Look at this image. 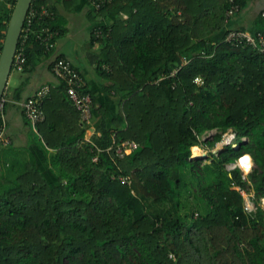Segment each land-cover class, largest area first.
<instances>
[{"label": "trees", "instance_id": "obj_1", "mask_svg": "<svg viewBox=\"0 0 264 264\" xmlns=\"http://www.w3.org/2000/svg\"><path fill=\"white\" fill-rule=\"evenodd\" d=\"M248 1L235 0L227 18L228 0H106L98 10L89 0H32L54 16L31 23L22 72L42 57L51 71L64 58L55 52L63 14L86 6L96 70L118 113L108 127L101 110L98 135L85 141L88 126L59 82L42 101L44 120L26 121V147L0 140V264H264V55L224 42L231 30L247 31L227 24ZM15 3L0 0V52ZM262 21L252 35H264ZM46 29L57 32L49 50ZM229 130L238 147L212 152ZM125 140L138 148L118 158L114 145ZM80 146L85 160L73 175L61 157ZM195 146L210 163L191 158ZM243 155L253 163L245 180L227 168ZM41 246L53 249L49 258Z\"/></svg>", "mask_w": 264, "mask_h": 264}, {"label": "crops", "instance_id": "obj_2", "mask_svg": "<svg viewBox=\"0 0 264 264\" xmlns=\"http://www.w3.org/2000/svg\"><path fill=\"white\" fill-rule=\"evenodd\" d=\"M247 3L248 4L246 7L238 15L232 18L227 25L230 28H245L248 32H250L254 28L257 19L261 18L263 20L261 26H263L264 29V0H249ZM87 9L88 8L86 6L81 5L78 9V12L63 14L67 22V32L74 28L75 22H77L79 19H82V21H80V23H83L82 27L84 24L86 26V29H84L82 32V34H84L83 37L69 42L64 39V34L56 41L55 46L56 56H62L70 61L72 65L83 75L87 83V88L92 97L95 99V109L93 111L91 127H89L88 131H86L88 135H84V140L86 141L91 140L94 135H98L97 127L99 126L101 120V110L104 113L103 117L108 127L113 126L112 122L118 113L117 98H115L113 94L105 93L104 86L106 85V81L99 76L96 70L97 55H93L92 53L93 51L97 53L100 46L94 41L91 43L90 33L94 25H96V22L90 23L87 20ZM85 35L87 36V41L85 39ZM78 44L81 45L84 50H80ZM87 66L93 68V76L88 72ZM14 72L15 74H13L12 77L9 76L5 90L8 95L6 97L7 102L4 111V134L9 139V141H13L15 145L24 146L25 142L27 146L28 143L26 139V133H28V127L25 125L27 119L23 113L22 104L41 87L49 86L54 88L59 82L47 68V60L43 57L39 59L36 67L31 72ZM97 77L101 79L98 81ZM22 82L25 83V86L21 94V99L16 100L13 98L12 93L13 90ZM74 149L76 150V148ZM203 151L207 150L203 149Z\"/></svg>", "mask_w": 264, "mask_h": 264}, {"label": "built area", "instance_id": "obj_3", "mask_svg": "<svg viewBox=\"0 0 264 264\" xmlns=\"http://www.w3.org/2000/svg\"><path fill=\"white\" fill-rule=\"evenodd\" d=\"M89 1L95 7V9L98 10L106 0H89ZM228 3L230 7L226 10L225 13V16L227 18L233 16L239 9L238 4H235V0H228ZM53 16H54L53 12L46 7H41L40 9H36V8L28 9L24 21V24L26 23V27L24 28L23 25L21 31V34L23 33L22 36L23 40L21 42L20 47L16 49L12 70L18 72L23 71L25 64L24 42L27 39V35L30 31V25L33 22V20L36 18L40 19L42 17L52 18ZM43 32L47 34L42 38V42L44 43V48L46 50H49L54 47V42L52 39L54 38V35H57V32L54 33L49 32L48 29L44 30ZM101 35L102 34L100 30L94 31L95 37H101ZM224 42L231 44L233 46H240V45L250 46L254 50L258 51L261 55H264V35H262L261 33H257L254 36L248 31L231 30L227 33ZM187 62H188L187 59L182 58V64H186ZM50 69L53 76L59 82L64 83L65 95L67 100L79 111L80 122L83 125L88 126L87 127L88 130V128L91 127L94 106L92 103L91 94L87 88V83L85 81V78L72 65V63L65 58L54 59ZM102 69L107 70L108 67L102 66ZM194 82L197 84H202L200 78H195ZM49 91H50L49 86H43L32 97L28 98L22 104L23 113L33 128H35L38 123L44 120V113L41 105L43 99L48 95ZM6 102L7 99L4 93L3 97L0 99V140L4 144H7L9 142V139L4 134V129H5L4 105ZM244 140L245 138H242V141ZM234 145H236V134L232 130H229L228 132L224 133L221 137V140L215 144V147L212 149V152H215L218 149L221 150L224 147L234 146ZM114 146H115V154L118 158H122L130 154L131 152H133L138 148L137 143L130 140L121 141L115 144ZM244 158H247L248 160L247 170H245V168H243L241 165V162L244 160ZM93 160H96V157H94ZM235 167H238L240 169L242 173V179L245 180L247 174L251 171L253 167L251 157L249 155H243L235 162V164L228 166L229 169H233ZM240 192L243 195L244 191H240ZM260 202L264 205V197L260 199ZM245 206L246 209H248L249 211L252 210V208L247 207L246 201H245Z\"/></svg>", "mask_w": 264, "mask_h": 264}, {"label": "rangeland", "instance_id": "obj_4", "mask_svg": "<svg viewBox=\"0 0 264 264\" xmlns=\"http://www.w3.org/2000/svg\"><path fill=\"white\" fill-rule=\"evenodd\" d=\"M80 21H82V19H79L77 22H75V24H74V28L72 29V30H69L67 33H65V35L63 36L64 37V39L66 40V41H69V42H71V41H73L74 39L75 40H78V39H80L81 37H83V35L84 34H82V32H83V30L84 29H86V26H85V24L83 25V27H82V24L83 23H80ZM73 35H74V37H73ZM85 39H86V41H87V36L85 35ZM79 43V42H78ZM79 45V44H78ZM79 48H80V50H84V48L81 46V45H79ZM93 55H95L96 54V52L95 51H93V53H92ZM99 55V54H98ZM88 67V72L90 73V74H92V76L94 75L93 74V72H94V70H93V68L92 67H90V66H87ZM13 74H15V72L12 70L11 71V75H10V77H12V75ZM96 76H98V75H96ZM101 79V78H100ZM99 79V77H97V80L99 81L100 80ZM57 80V79H56ZM58 81V80H57ZM59 82V81H58ZM10 84H11V80H10ZM95 109V108H94ZM86 131H88V130H86ZM85 134H87L86 132H85ZM88 135V134H87ZM28 136H29V134L28 133H26V139H28L29 140V138H28ZM33 138V137H32ZM32 138H30V140L32 139ZM27 140V141H28ZM36 140V139H35ZM33 140H31L30 142H32ZM86 141V140H85ZM29 142V141H28ZM21 146V145H20ZM29 148H30V150L31 151H33V153L35 154V156L37 157V163H38V165L40 166V168L44 171L45 170V172H47L48 173V171H47V166H48V164L46 165L45 163H44V161H43V158H44V156L40 153V151L39 150H37L36 149V147H33L32 145H30V146H28ZM74 148H76V150L75 149H73V151L70 153V155L69 156H65V157H61V156H59V157H61V158H63V160L65 161V169L66 170H68V171H71V173L73 174V175H77L78 174V170H79V168L81 167V165L83 164V162H84V160H85V152H84V149H83V146H80L79 148L78 147H74ZM195 149H197V151H199V153H195L194 152V150ZM221 149V148H220ZM219 151V149L218 150H216L214 153H217ZM192 157L193 158H195V159H197V158H200V166H202L203 164H208V163H210V161H211V159L209 158V157H207V156H205V155H207L209 152H207V151H203V149H201V148H198V147H193L192 148ZM25 154V158L28 156L26 153H24ZM60 155V154H59ZM50 157H48V159H49ZM60 159V158H59ZM49 162H50V160H49ZM228 168V167H227ZM229 169V168H228ZM251 194L250 193H247L246 191H244L243 192V197H244V199H245V201L247 202V207H249V208H252V210H254L255 209V206H254V204L252 203V201H251ZM259 205L261 206V208H263L264 209V205L260 202L259 203ZM253 206V207H252ZM41 249H40V251H39V253H40V256L41 257H45V258H49V256L50 255H52V252H53V249L52 248H50L51 249V251L49 250V248L48 247H43V246H41L40 247Z\"/></svg>", "mask_w": 264, "mask_h": 264}, {"label": "water", "instance_id": "obj_5", "mask_svg": "<svg viewBox=\"0 0 264 264\" xmlns=\"http://www.w3.org/2000/svg\"><path fill=\"white\" fill-rule=\"evenodd\" d=\"M31 2L32 0H16L8 22L0 52V99L6 90L7 82L12 71L14 55ZM237 147L238 145L233 146V148ZM191 158L195 159L193 157Z\"/></svg>", "mask_w": 264, "mask_h": 264}, {"label": "bare ground", "instance_id": "obj_6", "mask_svg": "<svg viewBox=\"0 0 264 264\" xmlns=\"http://www.w3.org/2000/svg\"><path fill=\"white\" fill-rule=\"evenodd\" d=\"M195 153H199V151L195 152ZM247 161H248L247 158H244V160L241 162V165H242L243 168H245V170L248 169Z\"/></svg>", "mask_w": 264, "mask_h": 264}, {"label": "clouds", "instance_id": "obj_7", "mask_svg": "<svg viewBox=\"0 0 264 264\" xmlns=\"http://www.w3.org/2000/svg\"><path fill=\"white\" fill-rule=\"evenodd\" d=\"M237 145V144H236ZM196 147V146H195Z\"/></svg>", "mask_w": 264, "mask_h": 264}]
</instances>
